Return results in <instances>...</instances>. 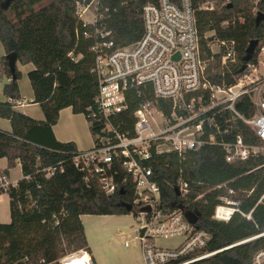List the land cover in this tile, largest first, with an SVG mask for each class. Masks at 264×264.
Wrapping results in <instances>:
<instances>
[{"label":"trees","instance_id":"16d2710c","mask_svg":"<svg viewBox=\"0 0 264 264\" xmlns=\"http://www.w3.org/2000/svg\"><path fill=\"white\" fill-rule=\"evenodd\" d=\"M157 1L99 0L96 23L84 25L76 13V0H0V42L6 52L0 58V75L9 79L3 86L6 100L0 101V117L11 123L10 131L0 129V158L8 161L6 173L17 164L22 170L17 185L7 192L11 221L0 222V264H61L69 253L79 251L88 252L96 264L81 215L136 213L132 178L111 196L106 194L95 177L87 178L75 167V142L58 140L53 127L62 109L71 107L74 113L86 114L95 104V42L109 39L122 47L138 41L144 29L142 8ZM205 3L215 5L206 9L202 7ZM193 4L202 49L207 58L213 57L207 78L231 84L253 39H258L259 45L250 62H257L264 41V19L257 22L256 17L258 11L264 12V0H193ZM99 30L111 33L104 38ZM221 40L236 42L235 64L222 65L223 49L213 53L209 48L208 43ZM10 52L17 54L21 64H33L27 75L33 102L42 108L43 119L15 107L14 101L20 98V70L16 69L14 79L6 57ZM128 100L131 113L137 101L130 95ZM236 106L246 116L255 112L248 95ZM231 130L232 135H217L218 139L230 140L240 134L249 144L261 143L241 119L231 123ZM148 164L154 170L163 203L172 209L182 208L186 216L195 213L210 233L205 250H219L194 264H253L254 254L264 248V204L259 202L264 193L262 154L228 162L220 144H207L183 155L174 151L155 154ZM53 167L56 169L51 172ZM179 179L189 185L187 196L179 192ZM224 198L240 201L241 212L228 221L213 218ZM242 213H250L251 218ZM245 239L249 240L239 243Z\"/></svg>","mask_w":264,"mask_h":264},{"label":"built area","instance_id":"2783aa9c","mask_svg":"<svg viewBox=\"0 0 264 264\" xmlns=\"http://www.w3.org/2000/svg\"><path fill=\"white\" fill-rule=\"evenodd\" d=\"M98 1L76 0V13L84 25L96 23ZM202 7L211 9L213 5L205 3ZM86 13L92 14V21L83 18ZM142 18L144 29L138 41L116 47L113 40L104 39L92 46L96 53L92 71L98 91L94 106L88 107L85 116L94 143L88 149H78L73 162L87 178L95 177L110 196L128 177L132 178L144 264H194L219 250H205L210 233L199 219L192 223L182 208L172 209L163 203L148 162L158 153L174 151L183 155L207 144H220L228 162L264 156V72L260 70V64L264 65V41L257 62L249 61L233 83H213L206 75L213 57L207 58L202 49L193 0L148 2L142 8ZM98 32L104 38L111 33ZM216 43L223 49L221 64H235L236 42ZM208 46L214 53L212 42ZM129 95L137 101L131 113ZM245 95L255 107L251 116L243 115L236 106ZM237 119L251 127L260 144H249L240 134L230 140L218 139L217 135H232L231 123ZM222 125L227 126L223 129ZM55 169L50 168L51 172ZM17 182L0 171V196ZM178 189L183 196L189 193V185L182 179L178 180ZM259 202L264 204V193ZM239 205V200L224 198L213 218L228 221L241 212ZM242 214L251 218L250 213ZM162 236H182L183 240L177 247L164 248L156 243V238ZM253 264H264V248L254 254Z\"/></svg>","mask_w":264,"mask_h":264},{"label":"rangeland","instance_id":"374dc122","mask_svg":"<svg viewBox=\"0 0 264 264\" xmlns=\"http://www.w3.org/2000/svg\"><path fill=\"white\" fill-rule=\"evenodd\" d=\"M211 5L215 4L211 3ZM83 18L86 21H92L93 16L91 13H86L83 14ZM212 34L213 32L207 33V35ZM212 46L215 52L219 51L220 48L216 41L212 42ZM5 53L4 45L0 42V58ZM17 68L20 70V76L17 79L21 93L19 99L24 100L30 105L22 109L32 114H37L43 119L44 113L42 108L39 104L32 103L33 99H31L33 88L27 73L33 68V64H21L18 62ZM260 70L264 72L263 64H260ZM8 81L7 75L2 73L0 75V101L6 100V96L3 93V86ZM54 126H56V131L60 138H76L79 149H87L93 145L94 135L84 113H74L71 107H66L62 109L60 118ZM20 175V168H14L12 170V177H18ZM9 201L10 197L7 193L0 196V222L2 223L11 221ZM137 216L138 213L133 212L123 215H81L88 244L91 249V255L94 257L96 264H144L141 243L138 239L141 221H139ZM182 240V236H162L156 238V243L164 248H174ZM70 255L71 253L65 258ZM64 259H62V263Z\"/></svg>","mask_w":264,"mask_h":264},{"label":"crops","instance_id":"0c3cea01","mask_svg":"<svg viewBox=\"0 0 264 264\" xmlns=\"http://www.w3.org/2000/svg\"><path fill=\"white\" fill-rule=\"evenodd\" d=\"M18 63V62H17ZM29 72V71H28ZM28 74V73H27ZM20 91V90H19ZM20 97H21V93H20ZM31 99H34V94L31 96ZM9 100H11V99H9ZM15 102V104H16V109H21L20 111H22L23 113H26V114H28V115H30V116H32L33 118H36V119H42L40 116H38L37 114H32V113H30L29 111L27 112V110H25V109H22V108H24V107H29L30 105H28V103H26L24 100H21V99H18V100H15L14 101ZM19 102H21V104H19ZM32 103H34L33 102V100H32ZM36 104V103H35ZM38 104V103H37ZM62 111V110H61ZM61 113V112H60ZM60 118V117H59ZM3 118H1L0 117V129H3V130H7V131H10L11 130V123H10V121L8 120V119H5L4 118V120H2ZM53 129H54V133H55V136H56V138L58 139V140H60V141H74L75 142V144H76V146H77V148H78V141H77V139L76 138H74V137H72V138H70V139H63V138H60L59 137V135H58V132L56 131V126H54L53 127ZM94 143V142H93ZM91 147V146H90ZM89 147V148H90ZM79 149V148H78ZM88 149V148H87ZM79 150H84V149H79ZM7 164H8V161H7V159L6 158H0V171H5L6 170V168H7ZM15 169L16 168H20V170H21V165L20 164H17V166L16 167H14ZM14 168H11V169H9L8 170V174L10 175V177H11V179L12 180H14V181H19V179L22 177V170H21V175L20 176H18V177H12L11 176V174H12V170L14 169ZM9 206H10V201H9ZM88 253V252H87ZM88 255H89V257H90V259H91V256H90V254L88 253ZM92 263V262H91Z\"/></svg>","mask_w":264,"mask_h":264},{"label":"water","instance_id":"95a60500","mask_svg":"<svg viewBox=\"0 0 264 264\" xmlns=\"http://www.w3.org/2000/svg\"><path fill=\"white\" fill-rule=\"evenodd\" d=\"M263 19H264V12L258 11L257 12V17H256L257 22H260ZM258 45H259V40L258 39L251 40V42L249 43V45H248V47L246 49V53H245V55L243 57V64L240 67V71H243L246 68L248 62L252 59L253 54L255 53L256 48H257ZM6 57H7L8 62H9L10 70H11V72L13 74V78L15 79L16 78L15 72H16V69H17V62H18L17 54L15 52H10V53L6 54ZM187 218L192 223H196L197 220H198V216L195 213H189L187 215Z\"/></svg>","mask_w":264,"mask_h":264},{"label":"bare ground","instance_id":"6f19581e","mask_svg":"<svg viewBox=\"0 0 264 264\" xmlns=\"http://www.w3.org/2000/svg\"><path fill=\"white\" fill-rule=\"evenodd\" d=\"M63 264H92L86 251H79L71 254L63 260Z\"/></svg>","mask_w":264,"mask_h":264}]
</instances>
